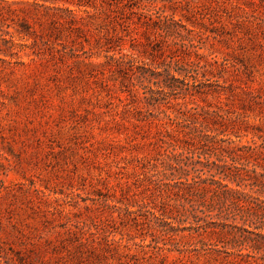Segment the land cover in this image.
<instances>
[{
    "label": "rangeland",
    "instance_id": "rangeland-1",
    "mask_svg": "<svg viewBox=\"0 0 264 264\" xmlns=\"http://www.w3.org/2000/svg\"><path fill=\"white\" fill-rule=\"evenodd\" d=\"M96 5L75 7L87 23L76 55L35 57L30 48L14 58L0 54V264H264V237L256 234L264 233V13L249 10V31L229 24L225 36L205 40L201 49L229 60L220 79L225 94L197 103L222 116L216 126L225 133L215 139L221 148L212 151L240 156L233 174L246 195L226 229L237 233L238 242L248 237L244 246L258 240L260 249H244L239 263L230 261V245L220 243L222 251L211 253L197 234L172 237L170 225L142 207L150 193L135 176V157L154 153L148 143L156 127L123 110L135 87L109 69L96 43L112 26L105 19L109 8ZM123 48L130 52L129 38ZM142 56L156 65L151 55ZM134 82L141 109L142 92L150 95L157 78ZM148 108H142L143 118L166 117ZM167 113L174 116L176 108Z\"/></svg>",
    "mask_w": 264,
    "mask_h": 264
},
{
    "label": "trees",
    "instance_id": "trees-1",
    "mask_svg": "<svg viewBox=\"0 0 264 264\" xmlns=\"http://www.w3.org/2000/svg\"><path fill=\"white\" fill-rule=\"evenodd\" d=\"M98 1L104 10L109 8L111 13L105 19L112 26L106 34L97 36L96 43L101 42L109 69L136 89L128 87L134 100L124 103L123 110L132 113L137 121L156 127V135L148 143L153 145L154 153L135 157V176L150 193L142 207L170 225L168 234L172 237L183 236L186 230L189 235L197 234L203 249L211 253L222 251L220 243L224 248L230 245L231 250L226 252L235 258L230 261L239 262L237 257L246 255L244 249H260L258 240L244 246L248 237L238 242L237 233L226 229L246 195L237 180L239 176L233 174L239 168L236 163L240 156L225 149L212 151L221 148L215 139L225 133L216 126L222 116L220 110L197 103L199 99L207 103L210 95L225 94L227 86L220 79L229 60L210 58L211 54L201 49L205 40L225 36L229 24L236 30L249 31L246 13L251 10L262 15L264 0H0V54L14 58L30 48L28 55L35 57L49 54L64 59L76 55L77 38L85 32L87 23L86 16L75 7L96 9ZM14 4L23 6L16 8ZM128 38L129 53L123 48ZM69 42L74 46L68 47ZM142 55H151L156 65L150 67ZM140 61L142 64H137ZM190 73L194 74L192 80L188 79ZM147 75L157 78V87H150V95L147 90L142 92L146 103L142 108L149 111V105H153L159 113H166L165 118L152 114L156 120H150L140 115L143 110L137 105L142 99L134 79L140 82ZM188 103L192 106L188 107ZM171 108H176L174 116L167 113ZM222 152L228 153L231 162ZM213 155H217L216 159H212ZM108 197L105 202L112 206ZM152 197H159L160 203ZM244 231L256 233L246 228ZM227 233L231 237L225 241ZM256 234L264 237V233Z\"/></svg>",
    "mask_w": 264,
    "mask_h": 264
}]
</instances>
